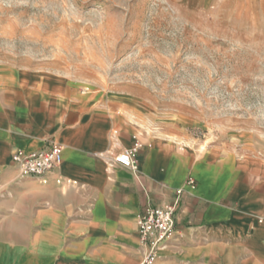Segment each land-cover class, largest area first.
I'll list each match as a JSON object with an SVG mask.
<instances>
[{
  "label": "crops",
  "instance_id": "1",
  "mask_svg": "<svg viewBox=\"0 0 264 264\" xmlns=\"http://www.w3.org/2000/svg\"><path fill=\"white\" fill-rule=\"evenodd\" d=\"M0 69V264H142L136 217L174 201L177 237L153 264H264V159L194 144L159 123L138 86L81 91L57 75ZM50 141L56 171L19 177L11 157ZM135 141L137 173L114 163Z\"/></svg>",
  "mask_w": 264,
  "mask_h": 264
},
{
  "label": "rangeland",
  "instance_id": "2",
  "mask_svg": "<svg viewBox=\"0 0 264 264\" xmlns=\"http://www.w3.org/2000/svg\"><path fill=\"white\" fill-rule=\"evenodd\" d=\"M0 65L138 86L194 144L264 159V0H0Z\"/></svg>",
  "mask_w": 264,
  "mask_h": 264
},
{
  "label": "built area",
  "instance_id": "3",
  "mask_svg": "<svg viewBox=\"0 0 264 264\" xmlns=\"http://www.w3.org/2000/svg\"><path fill=\"white\" fill-rule=\"evenodd\" d=\"M142 145L135 141L133 145L115 158L114 163L122 168L137 173L135 160L137 152ZM62 146L50 141L43 148L31 153L17 152L11 157L12 164L17 168L21 179L26 177L41 178L46 174L56 171L60 166ZM195 181L189 177L184 187L175 191L173 202L149 208L144 213L137 215V227L140 247L143 249L142 264H153L157 259V252L166 243L177 237L175 230V217L179 204V197L185 188L194 189Z\"/></svg>",
  "mask_w": 264,
  "mask_h": 264
}]
</instances>
